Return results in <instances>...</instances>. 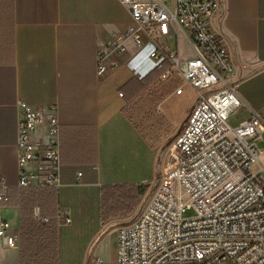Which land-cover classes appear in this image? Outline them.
<instances>
[{
	"label": "crops",
	"instance_id": "1",
	"mask_svg": "<svg viewBox=\"0 0 264 264\" xmlns=\"http://www.w3.org/2000/svg\"><path fill=\"white\" fill-rule=\"evenodd\" d=\"M128 20L118 0H0V195L8 197L0 219L17 239L11 248L0 238V264H94L95 258L118 264L116 228L145 209V189L196 100L187 99L189 86L178 95L172 83L156 85L151 44H130L116 58L119 67L97 74L99 48L107 49ZM214 25L234 64L242 105L229 121L237 127L264 106V0H220ZM143 61L151 63L145 70ZM22 101L56 108L61 124V183L47 225L31 218L23 190L29 188L19 187ZM103 186L137 187L139 206L125 217H103ZM108 234L112 249L104 247Z\"/></svg>",
	"mask_w": 264,
	"mask_h": 264
},
{
	"label": "built area",
	"instance_id": "2",
	"mask_svg": "<svg viewBox=\"0 0 264 264\" xmlns=\"http://www.w3.org/2000/svg\"><path fill=\"white\" fill-rule=\"evenodd\" d=\"M118 2L129 20L107 49L99 48L97 74L119 67L116 58L130 44H151L150 57L161 72L156 85L172 83L178 95L189 86L196 100L166 149L145 209L116 228L117 263L264 264V150L256 143L264 141V106L237 127L229 122L242 101L232 56L214 25L220 0ZM19 109V187L58 189L62 158L57 109L34 108L24 101ZM7 201L0 195V202ZM188 212L192 216L186 217ZM34 216L49 223L39 209ZM9 230V222L0 219V238L13 248L17 239ZM93 263L103 262L95 258Z\"/></svg>",
	"mask_w": 264,
	"mask_h": 264
},
{
	"label": "trees",
	"instance_id": "3",
	"mask_svg": "<svg viewBox=\"0 0 264 264\" xmlns=\"http://www.w3.org/2000/svg\"><path fill=\"white\" fill-rule=\"evenodd\" d=\"M156 71L160 72L159 70H154L151 74L155 75L158 73ZM149 76H147V78ZM23 190L28 191L25 201L28 208L26 210L29 211L31 218H33L36 222L43 224L42 222L37 221L34 216L33 209L35 206H39L41 207L39 208L41 217L48 218L49 223H51L53 217L52 214H54L55 211L56 190L53 188H29ZM140 195L141 193L139 189L135 186H103L101 188L102 216L107 218H117L119 216L125 217L131 215L140 204ZM46 215L49 216L46 217Z\"/></svg>",
	"mask_w": 264,
	"mask_h": 264
},
{
	"label": "rangeland",
	"instance_id": "4",
	"mask_svg": "<svg viewBox=\"0 0 264 264\" xmlns=\"http://www.w3.org/2000/svg\"><path fill=\"white\" fill-rule=\"evenodd\" d=\"M171 44H173V42H171ZM184 47V46H183ZM185 50H183L188 56H191V52H190V50L188 49V48H184ZM160 72H158V73H156V75H158ZM151 80L152 79H148L147 81H149V82H151ZM196 94H195V92L194 91H189V95H188V100L190 99V98H192V97H194V98H196V96H195ZM184 102V104L182 105V107H181V110H180V113H179V115H178V117H183L184 115H182V113H183V111L185 110V105L187 104V101H183ZM186 119V117H184L183 118V121H182V124L183 125H185V120ZM230 122V121H229ZM181 124V125H182ZM263 138H264V134H263ZM173 140V139H172ZM171 140V141H172ZM256 143H257V146L259 147V148H262V147H264V142L263 141H259V140H256ZM261 164H262V166L264 167V161H261ZM158 172H157V178H158V176H159V174H160V172H161V168H159V170H157ZM153 190H154V185H149V186H147L146 187V189H145V194H144V199L145 200H148L149 198H150V196H151V194L153 193ZM188 216H192V212H188L187 214H186V217H188ZM113 239H114V236H113V234H108L105 238H104V247L105 248H111L112 249V247L114 246L113 245Z\"/></svg>",
	"mask_w": 264,
	"mask_h": 264
},
{
	"label": "bare ground",
	"instance_id": "5",
	"mask_svg": "<svg viewBox=\"0 0 264 264\" xmlns=\"http://www.w3.org/2000/svg\"><path fill=\"white\" fill-rule=\"evenodd\" d=\"M144 62V61H143ZM144 64H145V66L143 65V66H141V64H140V69L141 70H145V68H148L149 66H150V61H146V62H144Z\"/></svg>",
	"mask_w": 264,
	"mask_h": 264
}]
</instances>
